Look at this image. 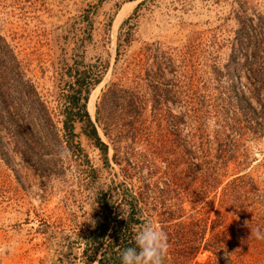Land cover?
<instances>
[{"label":"rangeland","instance_id":"1","mask_svg":"<svg viewBox=\"0 0 264 264\" xmlns=\"http://www.w3.org/2000/svg\"><path fill=\"white\" fill-rule=\"evenodd\" d=\"M243 2L264 23V0H0V264H98L90 232L133 196L134 232L151 219L174 233L165 264H264V109L234 45ZM76 63L103 76L88 110L106 154L80 124L79 157L63 139ZM242 93L258 113L240 112ZM172 164L178 185L157 193Z\"/></svg>","mask_w":264,"mask_h":264},{"label":"trees","instance_id":"2","mask_svg":"<svg viewBox=\"0 0 264 264\" xmlns=\"http://www.w3.org/2000/svg\"><path fill=\"white\" fill-rule=\"evenodd\" d=\"M245 5V2L239 4V12L236 13L237 16L235 15L240 29L237 31L234 45L240 49V52L244 53V61L239 62V65L250 84V87L248 85H244V87L249 89L250 93L264 109V105L260 102L264 91V68L259 63L260 49L264 47V34H260V37H254L252 35L253 32H251L253 30L264 33V23L261 21V16L257 11L253 12V16H249ZM142 6L143 2L137 6L136 11H139ZM256 19H258L260 24L254 25ZM86 20L88 22L86 27L87 39L90 41L92 40L91 29L93 25L88 18ZM126 42H128V39ZM120 46L121 44H119ZM68 74L72 81L68 86L69 93L64 95L65 109L62 112L63 139L71 150L74 149L73 155L79 157L82 150L79 144H76V138L78 137L76 128L80 124L83 133L91 138L95 145L106 154L108 146L101 140L88 110V105L92 104V97L95 92L92 93V91L102 83L103 76L99 70L94 69V66L90 65L81 68L78 63H76L75 67H69ZM28 84L33 93L27 95V91H24V96L27 100L32 101L33 95L37 94V92L34 85L29 82ZM116 85L118 84L115 83V91L117 90ZM239 95L241 97L239 101L241 105H238L240 112H245L246 114L258 113L256 107L247 99L244 93ZM44 109H46L45 106ZM169 176L171 178L169 184L162 188L159 187L157 193H172V189L178 185V171L174 164L170 168ZM138 199L133 196L131 212L124 219L119 214H115L112 217L110 214L105 213L101 221L97 222V227L90 232V237L86 241L87 248L85 252L87 253L89 248L92 247L91 255L88 257L90 261L95 262L98 260V264H121L119 253L126 247L134 246L133 235L135 232L133 225L140 222L139 216L136 214L139 208ZM168 229L166 228L164 232L167 236L172 237L174 233L170 232V230L168 232ZM106 240L108 241L106 242Z\"/></svg>","mask_w":264,"mask_h":264},{"label":"clouds","instance_id":"3","mask_svg":"<svg viewBox=\"0 0 264 264\" xmlns=\"http://www.w3.org/2000/svg\"><path fill=\"white\" fill-rule=\"evenodd\" d=\"M124 219V214L121 217ZM259 235V233H257ZM134 246L119 253L121 264H165L169 243L167 234L151 219L145 221L133 235ZM8 246L0 245V254Z\"/></svg>","mask_w":264,"mask_h":264}]
</instances>
